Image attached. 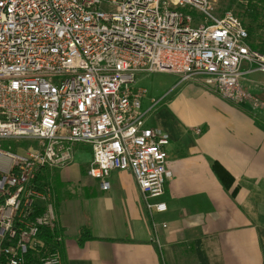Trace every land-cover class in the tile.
Wrapping results in <instances>:
<instances>
[{"label":"built area","instance_id":"2783aa9c","mask_svg":"<svg viewBox=\"0 0 264 264\" xmlns=\"http://www.w3.org/2000/svg\"><path fill=\"white\" fill-rule=\"evenodd\" d=\"M217 2L0 0V141L30 142L0 146V264H62L59 247L42 252L41 229L56 231L58 219L51 187L36 184L69 165L79 143L92 149L88 174L101 189L114 170L133 174L157 232L169 135L146 125L158 101L144 108L138 75L201 77L223 99L264 109L243 85L255 73L264 83V53Z\"/></svg>","mask_w":264,"mask_h":264},{"label":"crops","instance_id":"0c3cea01","mask_svg":"<svg viewBox=\"0 0 264 264\" xmlns=\"http://www.w3.org/2000/svg\"><path fill=\"white\" fill-rule=\"evenodd\" d=\"M252 75L261 78L243 85L264 99L262 76ZM166 93L146 123L169 135L172 178L157 232L133 174L114 170L110 189H101L88 174L92 149L79 143L73 162L53 170L62 264H264V109L234 104L198 81ZM154 100L146 96L143 106ZM85 227L91 237L80 244Z\"/></svg>","mask_w":264,"mask_h":264},{"label":"rangeland","instance_id":"374dc122","mask_svg":"<svg viewBox=\"0 0 264 264\" xmlns=\"http://www.w3.org/2000/svg\"><path fill=\"white\" fill-rule=\"evenodd\" d=\"M216 13L222 14L224 11H230L235 14L243 24H252L255 26L256 30V43L260 41L257 38L262 37L264 34V0H218L216 4ZM255 11L257 15V19L255 21L252 20L249 13ZM193 17H198L197 14L193 13ZM255 76V77H254ZM247 75L244 81H249V79H254L256 81L260 80L259 75ZM144 77V80H142ZM139 82L142 86L148 89V97H154L155 101H158V106L162 105L164 100H168L169 95H167L166 91L171 88L175 83L182 82L180 77L174 75L169 72H156L146 75L139 76ZM198 81L201 84H205L204 79L201 77H195L192 80H188L186 82ZM245 83V82H244ZM208 86V85H207ZM253 87V85H252ZM251 92L255 93L254 89L251 88ZM161 103V104H160ZM160 104V105H159ZM146 108V107H144ZM159 108V107H158ZM27 140L15 141L11 139H4L0 141V146L4 149H12L17 150V146L27 148L28 144ZM79 144H75L73 146V152L75 150V146ZM88 145V144H87ZM90 146V145H89ZM73 162V161H72ZM53 173L57 174V171H53ZM54 184L56 180H53Z\"/></svg>","mask_w":264,"mask_h":264},{"label":"trees","instance_id":"16d2710c","mask_svg":"<svg viewBox=\"0 0 264 264\" xmlns=\"http://www.w3.org/2000/svg\"><path fill=\"white\" fill-rule=\"evenodd\" d=\"M250 17L252 18L253 21L257 19V15L255 14V11L253 10L252 12L249 13ZM241 21V20H240ZM243 24V22H242ZM244 25V24H243ZM244 27L248 31L249 35V43L252 46V48L264 53V34L262 37L257 38V40L260 39L259 43L255 42L256 41V30L255 26L252 24H245ZM221 166V165H218ZM224 174L229 176V173L221 166L220 168ZM53 171H44L42 175H39L37 184L36 186L40 187L42 189L45 186H50L51 187V192H52V197L53 201L55 203V187H54V182H53V177H54ZM59 234H62V232L59 230V227L57 228L56 231H51L50 229L43 227L41 229V232L39 234V238L45 243V248L42 250V252L52 250L53 248L59 247L61 249L62 246V241L57 242L56 241V236ZM91 234L89 231L88 227H85L81 230L80 235H79V242L80 244H83V242L87 239L90 238Z\"/></svg>","mask_w":264,"mask_h":264}]
</instances>
